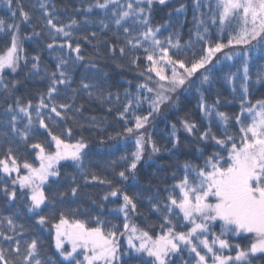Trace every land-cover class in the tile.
I'll return each instance as SVG.
<instances>
[{
    "label": "snow or ice",
    "instance_id": "snow-or-ice-1",
    "mask_svg": "<svg viewBox=\"0 0 264 264\" xmlns=\"http://www.w3.org/2000/svg\"><path fill=\"white\" fill-rule=\"evenodd\" d=\"M12 19L15 20L19 14L22 22L30 23L33 16L29 11L24 10V5L19 0H6ZM169 0H96L89 4L87 12L93 8L107 11L111 7V23L118 30H122L126 47H113L112 53L119 51L121 56L128 52L133 53L131 64L139 67V57L134 53L143 49L147 54L145 59L148 67L144 76L146 82L138 84L137 94L133 95L126 90L125 95L129 97L123 109L118 112V117L126 121L129 113L132 114L135 124L133 127H126L125 134L138 133L135 138L136 150L131 155H123L119 159L127 164V167L116 175L120 180H128L131 176L135 179V172L138 164L143 158L145 145H150L151 152L157 153L161 149L151 136H145L142 131L149 123L155 113L159 111L160 105L171 99V94L186 83L189 87L194 83L191 78L199 71L211 72L216 65L213 64V57L223 49L235 44L242 45L251 50L258 48L264 51V0H216L213 10L212 23L217 20L223 26L225 21H242V28L235 36H230L227 44L209 43L207 49L198 58L193 53V58L187 60L180 56L179 44H172L171 38L160 40L157 38L166 25L156 27L150 26L149 16L154 3L166 5ZM203 0H196V7L202 6ZM17 8L13 11V5ZM39 11L44 19V28L48 30L47 35L51 43L46 45L47 49L63 50L74 52V58H70L73 64L84 61L85 57L79 43L80 37L75 38L73 47V30L79 27L76 19L68 23H61L56 16L55 5L49 0H37ZM146 5L147 7H144ZM184 6L181 5L177 12ZM208 7L212 10L209 0ZM84 23H89L87 17ZM203 24V21L199 22ZM99 24L104 29L109 23L100 20ZM19 24H8L0 19V31L7 28L11 32V43L3 54H0V71L10 68L13 72L21 63V45L19 38ZM143 29V30H141ZM207 34L208 29H204ZM39 37L41 32H34ZM198 37L200 34L197 33ZM92 39L97 33L90 34ZM31 38V37H26ZM89 41V35L82 37ZM202 39V37H200ZM58 41H62L59 42ZM256 43L253 44L252 42ZM149 44V47H145ZM127 48V52H126ZM174 48V52H170ZM232 55L246 56L244 51L226 54L225 59H231ZM58 63L56 71L51 73L44 69V76L49 81L46 93L37 96L38 103L32 100L27 102L14 96V90L19 83L5 82L0 76V88L3 89V107L0 110V144L7 142L8 147L0 156V194L4 199L14 204L19 197L26 202L27 213L34 218L36 226L54 230L55 249L63 259L60 264H176L175 258H181V264H189L194 260L195 264H232L233 261H246L251 264L249 257H255L257 253L264 256V101H257L246 110L241 103V114L232 117L238 129L235 133L230 132L229 116L224 112H216V116L223 121L224 131L219 135L212 131V125L203 131L195 122L184 119L182 127L193 137V143L199 142L204 147H196L195 151L203 158L202 164L185 162L181 167L183 176L178 182L165 188L168 193L163 200L148 197V203L152 210L158 213L162 219L159 225V234H152L132 223V217L138 214V196H130L122 189L115 187L113 181L102 178L85 165L88 156L89 145L83 137L70 142L73 138L72 128L63 129L60 133H54L53 129L60 124L74 120L69 113L74 111L75 91L70 102H58L61 87L71 83V76L66 69L69 68V59L57 56ZM32 64L29 75H40V57H31ZM23 63L28 65L27 56L23 57ZM210 66V67H209ZM95 68V65H92ZM170 70L171 75L167 73ZM99 71V69H97ZM155 74V79L153 78ZM106 75V74H105ZM202 75L201 83H209V75ZM235 75V74H234ZM243 79L245 84L243 91L248 92L247 81L249 80L248 61H244ZM264 80V75L258 74L257 82ZM152 84L150 87L149 84ZM11 85V87H10ZM80 88L87 91L88 95H96L91 91L98 90L97 98L104 96L103 89L97 84L81 82ZM144 90L146 95L139 93ZM199 91V89H197ZM112 98V93L107 94ZM119 101V95H116ZM9 99L12 102L9 103ZM147 102L149 110L146 115L137 116L133 112L142 103ZM219 100L209 106L204 102L201 95L200 108L205 116H210ZM81 107L75 108L79 113ZM112 109L109 108V112ZM249 117L250 122H247ZM26 121V122H25ZM95 122V117L92 118ZM127 122V121H126ZM20 125H23L22 127ZM169 133L170 148H166L169 154L180 152L184 145L177 135L176 125L173 124ZM43 134L46 139L40 142L29 144L37 134ZM117 135H120L119 133ZM113 139V137H109ZM213 142L211 145L208 142ZM103 143V141H101ZM15 145V147L13 146ZM23 146L26 150L35 153L29 158L17 154ZM219 148L220 151H213L205 155L207 147ZM222 153H226L223 155ZM184 154V153H181ZM61 161H71L77 168V175L70 176V184L63 191L60 190L64 176L61 173ZM115 166L116 161L111 162ZM176 179V173H173ZM83 180L84 186L96 183L111 189L101 197L102 202L112 198H122V203L112 210L114 215H123V224H114L110 220L102 219L100 216L90 219L77 218L76 209H60L58 205L63 204L65 198L71 194L77 197L80 193ZM8 180L9 183H4ZM56 187H53V186ZM178 190V191H177ZM18 215V213L16 214ZM179 226L186 228V231H177ZM6 224V230H0V264H54L51 258L40 259L39 245L42 243L37 238L24 240L27 233L24 225H17L13 216L0 217V225ZM219 224L220 232L217 234L213 229ZM95 225V226H93ZM18 229L20 231H18ZM11 232L9 235L7 232ZM250 234L253 239L250 247L240 249L239 245L230 244L228 236H240ZM211 237V240L209 239ZM23 240V251L22 243ZM123 240V243H122ZM3 244L8 245L7 248ZM70 245V249L66 248ZM218 245V247H217ZM238 249L235 257L223 255L222 252L231 248ZM187 249L189 260H183L182 253ZM206 250V251H204ZM204 252V254H202ZM209 254H211L209 256ZM150 259L145 260L144 257Z\"/></svg>",
    "mask_w": 264,
    "mask_h": 264
},
{
    "label": "trees",
    "instance_id": "trees-1",
    "mask_svg": "<svg viewBox=\"0 0 264 264\" xmlns=\"http://www.w3.org/2000/svg\"><path fill=\"white\" fill-rule=\"evenodd\" d=\"M96 0H49V3L55 5L56 16L61 23H68L71 19H76L79 22V27L73 30V47L75 46V38L80 37L79 43L81 45V55L85 57L84 61L73 64L70 58L75 57L74 52H69L67 48L60 50H49L46 45L51 43L48 38V30L44 28L45 21L41 17L39 11H34L38 8L37 0H19V3L24 5V10L29 11L33 16L30 23L22 22L19 14L12 19L11 12L8 9L6 0H0V19H4L6 23L19 24V38L22 51L20 53L22 59L17 72H13L10 68H5L0 71V76L5 82H19L14 90V96L19 97L22 101L38 103L37 96L41 93H46L49 81L41 77L44 76V69L51 73L56 71L57 56H63L69 59V68L66 69L72 80L66 87H61L60 96L57 97L58 102H70L75 91V105L74 111L69 113L74 117V120H69L67 123L60 124L59 127L54 128V133H60L63 129L72 128L73 138L70 142L75 143L81 137L89 145L88 156L85 159V165L92 171L99 174L102 178H107L113 181V185L122 189L130 196H138V214L132 217V223L144 230H149L152 234H159L161 229L159 225L163 222L160 215L152 210L148 203V197L152 196L155 199L163 200L168 195L164 191L165 188H171V185L178 182L179 178L183 176L182 165L185 162L193 164H202L203 158L195 151L196 147H204V144L199 142L193 143V137L187 133L182 127V121L188 119L190 122H195L200 130L203 131L212 125V131L219 135L224 131L223 121L218 116H205L200 108L201 95L204 102L209 106L216 105L215 112L226 113L229 120L230 132L235 133L238 125L235 124L231 118L241 114V103L247 101L248 107L255 105L257 101H264V80L257 82L258 74L264 73L262 66L264 64V51L258 48L249 50L242 45H231L213 57V64L216 66L212 68L211 72H204L199 70L191 80L194 82L192 86L189 84L178 88L175 93L171 94V99L160 105L159 111L150 118L149 123L145 126V136H151L157 146L161 149L160 152L152 153L150 145H145L143 158L138 164L135 172V179L131 176L128 180H120L117 173L127 167V164L119 159L123 155H131L136 150L135 138L136 134H125L126 127H133L135 120L131 113L128 114L125 120L118 117V112L123 109V105L127 103L129 97L125 95L126 90L133 95L137 94V85L145 83L146 80L141 73L145 72L148 67V62L145 59L146 53L143 49L135 52L134 55L139 57L137 63L139 67L131 64L133 53L128 52L121 56L119 51L112 53V48L126 47L125 38L122 30H118L116 26L111 23V7L105 12L103 9L93 8L91 12H87L89 4H94ZM103 2V0H100ZM212 10L209 9V0H203L200 8L196 7V0H169L166 5H159L154 3L151 8V15L149 16L150 26L156 27L159 25H166L162 29L157 38L164 40L171 38L172 44H179L181 58L191 60L193 53L198 58L203 54L211 43L227 44L230 36H235L241 31L242 21L232 20L225 21L223 26L217 20L215 24L212 23L213 10L215 9L216 0H210ZM121 4L125 0H120ZM183 5L181 11L177 12ZM147 7L146 5H143ZM17 5H13L15 11ZM87 17L89 23L85 24L84 19ZM105 20L109 23V27L104 29L99 24L100 20ZM203 21V24L199 22ZM208 32L205 34L204 29ZM143 30V29H141ZM34 32H41L42 35L36 37ZM97 33V37L92 39L90 34ZM197 33L200 34L198 37ZM89 35V41H85L82 37ZM26 37H31L26 38ZM62 42V41H58ZM11 43V32L7 28L0 31V54L6 51ZM253 44L256 42L253 41ZM145 44V47H149ZM174 48H170V52H174ZM244 51L246 56H241L242 64L248 61L249 65V80L247 81L248 92L245 94L243 88L237 86V77L242 73L229 64L230 59H225L226 54H233ZM127 52V48H126ZM27 56L28 65L23 63V57ZM40 57V75H29L31 68V57ZM237 55H232V58ZM95 65V68L92 65ZM210 67V66H209ZM99 69V71H97ZM168 75H171L170 70ZM209 75V83H201L202 75ZM106 74V75H105ZM235 74V75H234ZM155 79V74L153 73ZM97 84L103 89L104 96L97 98L98 90L92 89L96 95H88V92L80 88L81 82ZM151 87L152 84L150 83ZM11 87V85H10ZM199 89V91H197ZM112 93V98L108 99L107 94ZM119 95V101L116 100V95ZM141 96L146 95L144 90L139 93ZM3 89L0 88V110L6 105L3 104ZM12 99H9V103ZM79 113L75 112V108L81 107ZM244 107V103H243ZM109 108L112 109L109 112ZM149 110L147 102L142 103L138 108H134L133 112L137 116L146 115ZM95 117V122L92 118ZM26 122V121H25ZM176 125L177 135L181 138L184 145H191V147H181L180 152L169 154L166 148H170L169 133L172 131V125ZM21 127L23 125H20ZM120 135H117V134ZM113 137V139H109ZM46 137L41 133L37 134L28 143H35L45 140ZM103 141V143H101ZM213 142L209 141L211 145ZM15 147V145H13ZM8 147L7 142L0 144V156L3 155L4 149ZM213 151H220L219 148L207 147L205 155ZM184 153V154H181ZM21 157V162L24 157L29 158L35 153L26 150L23 146L19 148L17 153ZM226 155V153H222ZM112 161H116L115 166ZM61 173L65 177L61 182L60 190L63 191L70 184V176L77 175V168L71 161L60 162ZM173 173H176V179H173ZM3 174H0L2 178ZM4 183H9L5 180ZM81 184L80 193L77 197H72L71 194L65 198L63 204L58 205L60 209H76L78 212L77 218L90 219L100 216L102 219L110 220L114 224H123V215H114L113 209H116L121 203L122 198L117 200L110 199L107 202H102L101 197L105 192L111 189L106 186L96 183H90L84 186L83 180H79ZM53 187H56L55 185ZM178 191V190H177ZM26 202L23 201L19 195L17 201L12 204L7 202L3 195L0 194V217L13 216L14 222L17 225L23 224L24 231L27 235L24 240H31L32 238L39 239L42 243L39 245L40 259L51 258L54 264H60L63 259L55 249L54 230H49L47 226L44 228L38 227L34 224V218L27 213ZM18 213V215H16ZM174 223L178 224L177 231H186V228L179 226V221L174 219ZM95 226V225H93ZM216 230L218 227L215 228ZM0 230H6V224L0 225ZM18 231H20L18 229ZM219 232V231H218ZM7 234L11 235L9 231ZM253 237L250 234H241L240 236H230L229 241L233 245H239L240 249H247L250 247ZM22 251H23V240ZM7 248L8 245L3 244ZM70 249V246H66ZM238 249L231 248L226 251V254L235 256ZM183 260H189L188 250L185 249L181 254ZM145 260L150 259L144 257ZM176 264H181V258H175ZM251 264H264V256L257 253L255 257L250 256ZM247 264L246 261H233L232 264ZM67 264V262H65ZM132 264H138L133 261ZM189 264H195L194 260H189Z\"/></svg>",
    "mask_w": 264,
    "mask_h": 264
},
{
    "label": "rangeland",
    "instance_id": "rangeland-1",
    "mask_svg": "<svg viewBox=\"0 0 264 264\" xmlns=\"http://www.w3.org/2000/svg\"><path fill=\"white\" fill-rule=\"evenodd\" d=\"M244 59H242V57L241 56H234L233 58H231L230 60H229V64H233V67L234 68H236V70H238V71H240L241 69H242V73H241V75L239 76V77H237V86H240V87H242L243 88V86H244V84H245V81H244V79H243V64H242V61H243ZM262 70H264V64H263V66H262ZM167 74H169V73H167ZM261 75H264V73H262ZM208 105V104H207ZM248 108V105H247V101L245 100L244 101V109L246 110ZM211 116H216V112L215 111H213L212 113H211V115H210V117ZM250 117H249V119H248V121L247 122H250ZM135 224V223H134ZM216 227H218V229H220V227H219V224H217L216 226H215V228ZM213 229V231H215L217 234H219V232H220V230H216V229ZM219 231V232H218ZM227 239H229L230 238V236H228V237H226ZM209 239L211 240V237H209ZM230 242V241H229ZM122 243H123V240H122ZM231 244V243H230ZM66 246H70V245H67L66 244ZM217 247H218V245H217ZM227 250H229V249H227ZM227 250H224L223 252H222V254L223 255H227V256H232V257H235V256H233V255H230V253H228V254H226V251ZM204 251H206V250H204ZM202 254H204V252H202ZM211 254H209V256H210ZM208 264H212V261H211V259H209L208 260ZM244 264V263H243Z\"/></svg>",
    "mask_w": 264,
    "mask_h": 264
}]
</instances>
